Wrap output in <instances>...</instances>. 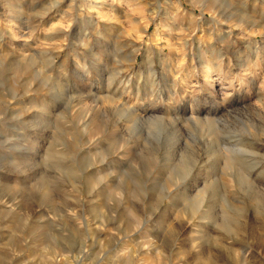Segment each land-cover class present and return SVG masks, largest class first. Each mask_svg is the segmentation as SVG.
Returning <instances> with one entry per match:
<instances>
[{"label": "rangeland", "instance_id": "1", "mask_svg": "<svg viewBox=\"0 0 264 264\" xmlns=\"http://www.w3.org/2000/svg\"><path fill=\"white\" fill-rule=\"evenodd\" d=\"M0 264H264V0H0Z\"/></svg>", "mask_w": 264, "mask_h": 264}]
</instances>
